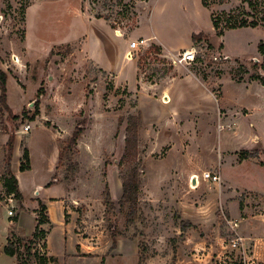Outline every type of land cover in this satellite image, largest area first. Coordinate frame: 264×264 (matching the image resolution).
<instances>
[{
  "label": "rangeland",
  "instance_id": "obj_1",
  "mask_svg": "<svg viewBox=\"0 0 264 264\" xmlns=\"http://www.w3.org/2000/svg\"><path fill=\"white\" fill-rule=\"evenodd\" d=\"M29 1L0 0V70L7 74L6 104L11 111L0 113L6 127V132L0 130V264L17 263L3 254L10 231L22 239L19 264H40V258H53L54 264H264V167L259 165L264 163V151L257 147L251 150L254 158L236 164L244 148L242 135L215 121L213 100L210 107L199 102L208 114L201 120L193 112L196 101L175 97L184 96L179 85L186 75L197 78L217 98L223 75L233 80L255 75L264 79L258 50L260 43L264 45V0H204L206 7L201 0H83V12L124 38L112 33L107 41L105 37L102 53L114 51L125 40L123 60L116 55L114 69L109 70L99 68L75 44L24 59L19 51ZM67 2V9L61 2H47L39 11L32 7L28 29L43 45L65 34L73 8ZM198 4L207 10L211 26L213 20L223 24L228 18L259 25L225 30L217 38L207 14L197 11ZM141 30L154 40L130 36ZM203 32L206 38L192 39ZM132 41L140 44L131 58L127 46ZM187 43L200 51L201 66H174L157 46L174 55L180 48L175 47ZM90 50L105 67L106 56L102 60L99 48ZM226 80L221 83L226 85ZM169 87L173 101L162 104L163 90ZM171 108L177 113L170 114ZM129 115L142 119L139 155L121 163L125 123L118 126V120ZM77 128L81 133L76 145L68 147ZM11 135L10 166L19 155L15 176L21 204L13 198L8 202L1 187L5 144ZM23 149L30 158L26 172L19 171ZM135 165L141 185L137 218L128 223L127 208L120 209L118 201L121 178ZM205 173L218 174L223 181H205ZM193 176L198 178L195 184ZM224 179L258 192H235ZM20 213V224H14L12 218L19 220ZM43 216L49 220L41 227L48 231L47 239L28 244L36 220ZM235 239L239 243L233 247Z\"/></svg>",
  "mask_w": 264,
  "mask_h": 264
},
{
  "label": "crops",
  "instance_id": "obj_2",
  "mask_svg": "<svg viewBox=\"0 0 264 264\" xmlns=\"http://www.w3.org/2000/svg\"><path fill=\"white\" fill-rule=\"evenodd\" d=\"M68 0H30L29 4L25 10V32L23 36V41L21 43V49L20 54L24 59L29 58L32 55H42L46 56L50 53V51L53 49V47L63 46V45H78L79 48L81 47L82 50L89 54L90 58L96 62L97 66L103 70H109L114 69L112 66L113 58H116V55L124 57V50H125V40L123 42L122 46H118L114 51L107 49L102 53L100 50L101 47L106 45L104 42L105 37L108 40L109 36L111 37V33L118 38L116 35L115 30H112L111 27L103 23L101 20H94L88 13L83 12L82 9V2L83 0H70V4H73V8L71 10L70 15V21L69 25L67 26V30L65 34L59 38L58 40L53 41L51 44L43 45L40 41V39L34 35L28 27H30L32 18L30 17V13L32 11V7L37 6L38 11L42 6L49 2L48 4H54L57 2L63 3V9L69 7ZM197 11L202 12L204 15L207 14L209 18V23L211 26V20L210 16L207 13V10L203 8L201 5H197ZM37 11V14H38ZM150 13L147 15V18L145 19L149 22ZM211 29L213 31V28L211 26ZM141 34H136V32L132 33L130 36H134L136 38L142 37L145 41L151 42L154 40V36L147 35V33L143 32L141 30ZM204 34V32H203ZM112 35V36H113ZM124 39V38H123ZM161 48L162 53L165 57H170L173 55L171 50L169 51L167 48H164L161 44L157 45ZM90 47H93L95 50L101 51L102 60L103 55L106 56L105 67H102L103 62L98 63L97 60H95V54L93 52H90ZM180 47V48H179ZM175 48H179L174 53H178L180 51H184L190 48L189 43L183 45V46H177ZM127 49L129 50L128 46ZM166 49V50H165ZM223 53L225 54V47L222 49ZM235 59L241 60L242 58L236 56V54L233 55ZM254 58V57H253ZM255 59V58H254ZM111 67V68H110ZM186 68V67H185ZM184 68V69H185ZM187 69H185L186 71ZM188 73V72H187ZM223 78H227L226 85L222 84L221 81ZM183 83H180L179 88L181 89V92L183 93V97L177 96L175 93L176 98H181L183 100L188 101L189 99L194 102L196 101L195 109H193V112H196L198 114L199 119L207 118L208 114L204 108L200 107L199 102H207L208 106L212 100L216 104L217 111L213 112L215 121H219L220 123L224 124L223 126H226L227 131L232 132H238L240 135H242L244 148H242L243 151H249L259 147L262 151H264L263 147V139H264V131H263V105H264V96H263V89L264 84L260 83L256 80H250V79H242L240 82H236L233 80L230 76H221V78L218 79L219 86V96L218 98L213 94V92L209 91L205 85L199 81L197 78L192 77L190 75H186L183 78ZM163 98H162V104L163 101L168 98V101H173L172 97V89L171 87L165 88L163 90ZM171 96V98H170ZM168 102V103H169ZM166 103V104H168ZM165 104V103H164ZM203 105V104H202ZM213 106V105H212ZM179 111V110H178ZM177 110L175 108L170 109V114H176ZM225 131V130H224ZM236 158V157H234ZM19 155L16 157V163H12L11 170L13 174L15 175V169L18 168L19 165ZM235 160V159H234ZM238 160V158H236ZM234 162L232 161V164ZM247 163V160L243 161H236V164L239 165H245ZM263 168V167H262ZM16 177V176H15ZM220 177V175H219ZM17 178V177H16ZM220 180L223 181V179ZM225 180V179H224ZM18 181V179H17ZM224 183H227L228 188L233 189V191H247L256 193L258 192L257 189H250V188H244V187H237L234 184H231L230 181L225 180ZM18 187L21 191V185L18 181ZM40 187H37L36 192L39 193ZM44 191V189H41V192ZM263 195V194H262ZM23 213L19 214V220L18 224H20ZM48 236V235H47ZM47 239V238H46ZM47 245V243H46Z\"/></svg>",
  "mask_w": 264,
  "mask_h": 264
},
{
  "label": "trees",
  "instance_id": "obj_3",
  "mask_svg": "<svg viewBox=\"0 0 264 264\" xmlns=\"http://www.w3.org/2000/svg\"><path fill=\"white\" fill-rule=\"evenodd\" d=\"M202 6L206 7V3L204 0H201ZM250 4V3H249ZM264 24V23H263ZM223 25V26H222ZM257 21H250L241 19L240 21H234V19H225L223 24L219 21L213 20L212 27L215 32V36L217 38L222 37L223 32L225 30H237L243 28L254 29L258 26ZM206 38L205 34L199 33L198 35H193L192 39L194 40H202ZM219 49L222 50V46L220 45ZM258 50L263 56V63L259 66V69L264 73V45L262 43L259 44ZM52 54V53H50ZM236 82H240L242 79H234ZM250 80H256L260 83L264 84V79L260 75L251 76ZM6 82H7V74L0 70V113L7 112L11 114L10 109L6 104ZM18 117L14 116L13 119H17ZM34 119L31 118L30 121ZM125 123V138H124V147L121 156V163H130L137 159L139 155L138 150V141H139V129L141 127L142 119L140 115H129L127 118H120L118 120V126ZM0 130L2 132H6V127L2 121H0ZM81 130L76 129L72 134L71 138L68 141V147L76 145V141L78 136L80 135ZM14 148V136H9L6 144H5V170L3 175V180L1 187L4 191V194L8 197L12 196L13 199L17 201V203L21 204L23 201V196L20 193L18 187V181L11 170V159ZM254 158V154L249 151H242L238 154V160H248ZM19 171L26 172L30 170V158L28 149H23L21 155ZM259 165L264 167V163L260 162ZM140 171L138 165H135L130 168L129 172L122 176L121 178V197L118 201V206L120 209L127 208V222L133 223L137 218V206H138V196L140 192ZM107 205L113 210L115 209V205L110 199L109 194L106 197ZM39 208L41 211L46 212V207L40 203ZM42 218V217H41ZM36 220V225L31 235L30 239H28V244H35L36 242L46 239L48 235V231L42 229L41 227L49 224L48 218L43 216L42 219ZM12 222L17 224L18 217H13ZM22 239H18V237L14 234L13 231H10L7 238L6 244L3 248V254L8 257L14 258L16 264H19V244L22 242ZM27 253L31 254L30 246L27 248ZM32 255V254H31ZM40 264H54L55 260L53 258H48L47 260L44 258L39 259Z\"/></svg>",
  "mask_w": 264,
  "mask_h": 264
},
{
  "label": "built area",
  "instance_id": "obj_4",
  "mask_svg": "<svg viewBox=\"0 0 264 264\" xmlns=\"http://www.w3.org/2000/svg\"><path fill=\"white\" fill-rule=\"evenodd\" d=\"M116 35H118L119 37H122L120 31H115ZM139 44L138 42H135V41H132L129 43L128 45V48H129V53L128 55L131 57V53L136 51L139 47ZM200 54V51H198V49L196 47H190L189 49L187 50H184V51H181V52H178L174 55H171L169 60L171 61V63L175 66V65H178V66H183V67H192V66H201L200 63L197 62V59H198V56ZM129 57V58H130ZM132 58V57H131ZM213 61H217V58L216 57H213L212 59ZM30 130V127L29 126H26L25 129H24V132H28ZM203 180L205 181H211L213 183H218L220 181V177L218 174H210V173H205L203 174ZM195 179H198L197 177H195ZM12 201V196L8 197V202H11ZM8 215L9 216H13V213L12 211H9L8 212ZM233 227H237V224L234 223L232 225ZM236 242L239 243V241L237 239H235V243L233 244V247L236 246Z\"/></svg>",
  "mask_w": 264,
  "mask_h": 264
},
{
  "label": "bare ground",
  "instance_id": "obj_5",
  "mask_svg": "<svg viewBox=\"0 0 264 264\" xmlns=\"http://www.w3.org/2000/svg\"><path fill=\"white\" fill-rule=\"evenodd\" d=\"M128 60H130V59H128ZM168 102H169V101H168V98H166V99L163 101V104H164V103L166 104V103H168ZM195 177H196V176H193V179H195ZM195 181H196V179H195ZM193 184H195V182H194ZM194 187H195V186H194Z\"/></svg>",
  "mask_w": 264,
  "mask_h": 264
},
{
  "label": "water",
  "instance_id": "obj_6",
  "mask_svg": "<svg viewBox=\"0 0 264 264\" xmlns=\"http://www.w3.org/2000/svg\"><path fill=\"white\" fill-rule=\"evenodd\" d=\"M253 61H254L255 63H257V62H258V60H257V59H253ZM194 182H195V179H192V183H194ZM36 194H38V192H36V193H35V195H36Z\"/></svg>",
  "mask_w": 264,
  "mask_h": 264
}]
</instances>
